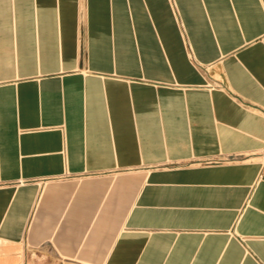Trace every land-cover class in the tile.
Masks as SVG:
<instances>
[{"label":"crops","instance_id":"crops-1","mask_svg":"<svg viewBox=\"0 0 264 264\" xmlns=\"http://www.w3.org/2000/svg\"><path fill=\"white\" fill-rule=\"evenodd\" d=\"M0 264H264V0H0Z\"/></svg>","mask_w":264,"mask_h":264}]
</instances>
